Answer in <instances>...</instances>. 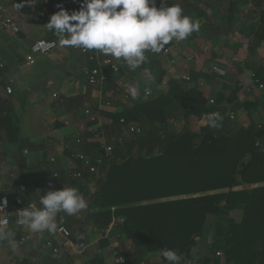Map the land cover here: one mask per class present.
Returning <instances> with one entry per match:
<instances>
[{
	"label": "crops",
	"instance_id": "1",
	"mask_svg": "<svg viewBox=\"0 0 264 264\" xmlns=\"http://www.w3.org/2000/svg\"><path fill=\"white\" fill-rule=\"evenodd\" d=\"M19 2L0 0V195L7 194L12 204L19 183L27 186L25 199L32 202L36 197L35 187L40 180L49 179L50 170L64 172L67 167L77 166L66 150L73 145L72 152L80 151L75 137L86 135L87 128L93 126L84 113L85 108L93 110L95 104L107 107L104 104L107 100L113 103L114 113L130 107L133 114L144 120V114L131 105L137 99L146 101L168 93L171 80L180 82L185 89L200 91L208 100L213 99L217 103L214 112L222 117L242 126L255 124L264 128V90L257 87L258 83H264L261 80L264 35L259 42L257 37L262 28L264 0H169V4L178 2L185 14L199 19L200 30L184 41L173 40L160 53L147 52L146 62L134 71L115 59L120 71L109 72V78L110 74L116 76L119 93L116 95L113 90L104 89L106 84L103 88L91 86L86 71L92 63L80 51L60 47V37L46 29L44 24L60 6L71 12L67 0H52L49 4L36 0L17 10ZM156 6H160V0H156ZM5 17L18 27L17 32L2 26ZM37 39L55 40L57 47L46 55H35L33 63L28 65L26 55ZM134 85H138V97L133 99L129 95L125 105L123 94ZM6 86L12 88L10 94L5 91ZM146 88L151 89V94L146 95ZM78 97L85 100L82 106L78 103L66 106L62 102L64 98ZM187 108L188 103L181 98L166 107V113L171 116L170 129L184 126L182 114ZM5 115L7 118H3ZM206 116L191 113L187 118L189 128L199 131L207 124ZM132 122L139 125L135 120ZM132 139L136 137L126 142ZM132 154L138 153L135 150ZM51 157H55V165L48 162ZM94 176L87 173L84 180L64 177L65 181L82 182L58 185L77 187L88 202V207L80 213L61 212L56 217V224L63 223L71 233L67 246H62L63 238L56 231L34 233L27 226L16 228L11 224L3 230L11 235L0 239V264H120L114 261L115 253L131 264L142 261L162 264L161 250L144 247L137 252L132 241L116 229L122 217L114 218L108 227L91 223L88 213L98 209L90 197L97 189ZM233 211L238 212V217L232 218L238 223L243 211ZM208 221L204 235L191 250L188 264H215L213 251L209 249L213 217ZM48 240L58 248L56 253L46 245ZM220 260L224 261L223 254Z\"/></svg>",
	"mask_w": 264,
	"mask_h": 264
},
{
	"label": "trees",
	"instance_id": "2",
	"mask_svg": "<svg viewBox=\"0 0 264 264\" xmlns=\"http://www.w3.org/2000/svg\"><path fill=\"white\" fill-rule=\"evenodd\" d=\"M262 17L258 42L264 35V13ZM255 73L259 77V71ZM116 80L110 74L104 88L113 90L114 95L119 94ZM170 84L168 93L146 101L137 99L131 105L144 114V120L130 107L114 113L113 107L93 106L95 113L111 117L117 125L121 117L135 120L142 132L123 144L112 142V158L94 176L97 189L90 197L98 209L88 213L91 223L108 227L114 218L122 217L116 229L132 241L137 252L144 247L171 248L182 254L181 264H188L191 250L204 235L211 216L209 249L215 264H264V185H258L264 183V128L242 126L223 116L219 128L206 124L193 131L188 116L213 113L217 103L210 104L200 91L185 89L180 82L171 80ZM180 98L188 103L182 114L185 124L170 129L171 116L165 109ZM84 101L83 97L62 100L66 106H82ZM95 146L89 142L81 146L91 161L101 154ZM68 148L66 153L71 157L73 145ZM135 150L137 155L132 154ZM74 161V169H81L85 179L83 162ZM55 170L59 172L53 181L56 185L82 182H66L63 170ZM238 185L245 187L236 189ZM235 209L243 211L238 223L229 216ZM217 251L224 255L223 262L216 256ZM162 261L168 264L163 257ZM120 264L131 261L125 259Z\"/></svg>",
	"mask_w": 264,
	"mask_h": 264
},
{
	"label": "clouds",
	"instance_id": "3",
	"mask_svg": "<svg viewBox=\"0 0 264 264\" xmlns=\"http://www.w3.org/2000/svg\"><path fill=\"white\" fill-rule=\"evenodd\" d=\"M33 2L36 0H20L17 10ZM44 25L60 37V47L95 50L122 60L134 71L146 62L147 52L160 53L173 40H186L200 30L201 22L185 14L178 2L169 4L168 0H160L159 7L156 0H83L76 11L60 6ZM145 92L151 94V89ZM128 93L136 99L138 85L130 86ZM222 120L218 112L206 116L211 128H219ZM3 204L6 201H0V206ZM39 205L29 203L21 209L18 223L34 233H54L59 213L75 215L85 210L88 202L77 187L68 186L40 195ZM10 235L0 229V239ZM161 255L168 264H181L183 259L171 248L162 249Z\"/></svg>",
	"mask_w": 264,
	"mask_h": 264
},
{
	"label": "built area",
	"instance_id": "4",
	"mask_svg": "<svg viewBox=\"0 0 264 264\" xmlns=\"http://www.w3.org/2000/svg\"><path fill=\"white\" fill-rule=\"evenodd\" d=\"M83 0H67V4L71 11H76L78 4ZM44 4H49L52 0H42ZM0 10L2 8L0 7ZM1 24L4 28L9 29L13 32L18 31V27L12 22V20L8 17L3 18ZM54 44L55 46H49ZM57 47V42L55 40H46V39H37L35 40L30 48L29 52L26 55V64L31 65L34 60L35 55H46ZM75 50L80 51L84 54L87 59L94 64V66L90 67L86 71L87 81L91 86H97L103 88L106 82L109 79V72L118 73L120 71V66L116 62L114 57L105 56L98 51L95 50H85L79 48H73ZM168 49L165 50V52ZM257 87L261 90H264V83H258ZM5 91L10 94L12 92V88L10 86H6ZM146 93V92H145ZM148 95V94H146ZM122 100L124 103L129 101V94L126 90V93L123 94ZM210 103L213 104L214 100L211 99ZM104 104L107 107L112 106L111 101H104ZM84 113L87 116L90 123L93 126L87 128L88 132L86 135H78L75 137V145L81 147L85 142L95 144V151L97 153H101L99 156L94 157V161H91L90 156L85 154L83 151H73L71 153V157L83 162L85 168L87 169V173L89 175L97 176L100 173V166L106 162H108L112 158L113 153V144L112 142H116L118 144H123L129 138H134L137 135L141 134L142 128L135 124L134 122L127 121L125 118L121 117L119 119V124H115L111 117L105 118L100 116L98 113H95L90 108H85ZM214 113V112H213ZM105 160V162H104ZM55 157H51L48 162L50 164L55 163ZM64 174L68 178L73 179H83L84 174L81 169H74V167H67L64 170ZM59 176V172L55 169L50 170L49 179L44 178L40 180L34 189V201L27 202L25 199V195L28 192V188L25 184L19 183L17 186V192L13 194V204L11 203L10 197L7 194L0 195V201H6V204L0 206V229H6L11 224L16 228H23L24 225H20L18 223L19 220V212L21 209L26 208L29 203H36L39 207L40 195L46 194L49 190H57L62 188L58 185H53V181ZM56 232L62 236V246H67L69 244L70 231L69 229L61 222L57 223ZM46 245L52 248V251L56 253L58 248L55 247L50 240L46 242ZM216 256H222L220 251H217ZM115 263H122L125 261L124 256L114 254ZM86 264V263H81ZM139 264H149L145 261L140 262Z\"/></svg>",
	"mask_w": 264,
	"mask_h": 264
},
{
	"label": "rangeland",
	"instance_id": "5",
	"mask_svg": "<svg viewBox=\"0 0 264 264\" xmlns=\"http://www.w3.org/2000/svg\"><path fill=\"white\" fill-rule=\"evenodd\" d=\"M242 187H245L244 185H238V186H236L235 188L236 189H239V188H242ZM240 213V212H239ZM229 216L231 217V218H237L238 217V212H236V211H232V212H230L229 213ZM222 253V252H221Z\"/></svg>",
	"mask_w": 264,
	"mask_h": 264
}]
</instances>
